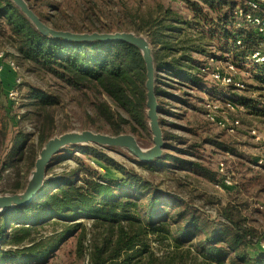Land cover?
Here are the masks:
<instances>
[{"label":"trees","instance_id":"trees-1","mask_svg":"<svg viewBox=\"0 0 264 264\" xmlns=\"http://www.w3.org/2000/svg\"><path fill=\"white\" fill-rule=\"evenodd\" d=\"M26 1L42 21L55 29L82 32V29L90 31L93 27L97 31H112L99 19L90 20L91 27L63 25L43 15L34 1ZM183 1L190 10V20L172 17L170 10H165L164 17L154 16L149 10L144 17L133 21L134 26L130 24L133 31L146 33L153 47L159 112L179 116L169 112V104L183 108L193 106L195 102L190 92L196 91L204 94L201 99L196 97L202 104L206 97L223 105L232 103L250 114L264 115V66L249 62L256 69L245 67L246 56L256 50L264 52V44L256 28L243 18L237 20L234 13L238 7L247 12V0ZM254 14L263 16L264 6ZM95 22L98 27L94 26ZM120 29L122 27L117 26L115 30ZM0 38L14 49L16 54L11 58L19 65L39 70L72 90L92 91L96 98L94 113L108 124L111 134L129 132L136 138L148 136L145 67L135 46L124 41L71 42L48 38L38 32L10 0H0ZM207 42H216L213 51L205 50L204 47H209ZM194 54L202 59H196ZM218 61L231 62L237 69L246 71L255 81L252 90L257 95L236 94L235 91L244 89V83L237 88L213 82L209 70ZM11 86L5 88L0 80V105L7 112L18 105L7 99L6 92ZM102 96L121 112L113 110ZM24 98H28L29 105L37 113L42 112V120L35 142L28 133L12 128L9 118L1 125L0 143L6 142V151L0 152V181L7 169L16 176L8 193L23 188L39 148L52 135L53 117L48 108L58 102L55 96L33 87ZM258 103L263 106L257 109ZM19 117L17 114L12 118ZM163 137L164 148L170 149L168 142L174 135L166 131ZM77 149L92 157L96 165H103L105 170L100 173L96 168L81 164L75 171L53 174L45 179L29 203L1 213L0 264H48L58 245L74 232L80 247L87 232L82 220L91 221V227L97 231L90 245V264H142L139 257L145 253L148 258L145 264H156L152 253L146 249L144 238L148 235L155 240L172 238L176 247L182 242H192L200 258L199 264H264V250L259 246L261 240L255 238L253 229L244 228L231 210L220 212L228 223L201 218L189 205L159 191L99 149L86 146ZM167 158L180 160L181 165L185 162L169 154L153 163L136 162L148 167L162 165ZM189 165L214 179L215 173L201 163ZM18 169H22L21 175ZM107 169L112 173L106 174ZM78 170H81L80 175ZM51 220L61 222L60 233L40 235L39 230Z\"/></svg>","mask_w":264,"mask_h":264},{"label":"rangeland","instance_id":"rangeland-1","mask_svg":"<svg viewBox=\"0 0 264 264\" xmlns=\"http://www.w3.org/2000/svg\"><path fill=\"white\" fill-rule=\"evenodd\" d=\"M38 6L35 7L48 18L57 19L63 25H77L82 27L90 26V20H98L108 25L114 31L117 26L120 30H132L133 21L138 17H144L147 11H151L154 16L164 17L165 10H170L172 17H180L183 21L190 20V10L183 0H32ZM54 5H57L54 8ZM96 24V25H95ZM94 26L98 27L95 22ZM129 24V25H128ZM132 26H131V25ZM129 26V27H128ZM84 32L97 31L95 29ZM146 34L144 32H139ZM195 33V32H194ZM197 34V33H196ZM195 34V35H196ZM209 47H204L211 52L216 47V42H207ZM207 43H205L207 45ZM0 50L4 52L5 59L15 55L16 52L7 42L0 38ZM196 59H202L195 55ZM15 60V59H14ZM16 61V60H15ZM246 62L245 67L249 70L254 68ZM17 63V61H16ZM225 68L224 62H220ZM18 64V63H17ZM217 65H220L219 63ZM19 76L21 84L19 91L21 97L18 105L12 107L10 112L5 111L0 105V129L5 119H8L12 128H17L30 135L32 141L36 140L38 126L42 120V112L29 105L26 97L30 87L44 91L53 95L58 102L49 107V113L53 117L52 134L57 135L67 130L90 129L93 131L110 133L106 122L101 121L93 110V103L96 101L92 91H75L65 86L61 81L50 77L39 71L27 69L26 66L19 65ZM236 77L245 87L235 91L236 94L253 97L257 92L252 90L254 80L243 69L238 68ZM15 75L10 70L0 74V80L4 87L12 85ZM211 83V82H209ZM220 90V89H219ZM218 91V90H216ZM227 92V91H226ZM221 93V90H220ZM223 93V92H222ZM193 106L175 107L169 104L170 113H178L179 116L170 114H159L160 125L163 132L169 131L174 137L169 143L170 149L164 148L163 156L169 154L185 161L182 165L180 160L164 159L163 164L152 166H141L124 149L112 148L99 149L123 168L131 170L143 179L149 181L153 187L165 194H171L182 204L186 203L194 209L201 218H208L214 223H228L220 212L224 209L231 210L234 217L240 219L244 228L254 230L255 238L264 240V143H258L250 136V129H256L264 135V115L250 114L244 108H236L234 112H229L222 103H217L218 110L215 117L218 121H225L229 116L237 118L239 124L233 129L220 127L216 123L207 120L203 115L202 103L197 101L204 94L192 91ZM24 95V96H23ZM219 95V92H218ZM196 97H199L196 99ZM26 99V100H25ZM101 99L115 111L118 110L111 101L102 96ZM206 97H204V100ZM173 102V101H172ZM24 103L25 105H22ZM22 105V106H21ZM258 108L263 104L258 103ZM20 115L19 119L12 118ZM13 119V120H11ZM141 146L147 147L151 144L150 134L145 138L137 137ZM165 141V140H164ZM6 142L0 143V152L6 151ZM165 145V143H164ZM78 146H69L58 153L50 167L46 171V178L53 174L75 171L79 165H87L96 168L100 173L101 167L96 165L95 160L80 152ZM261 159L263 162L258 164ZM201 163L215 173L214 179L204 175L202 171L195 169L189 163ZM219 163H223L225 171L232 172L233 184L230 187L219 186L221 173L218 170ZM108 173L112 171L107 169ZM78 175L81 170L76 171ZM18 174H22V169H18ZM15 173L11 169L3 172V179L0 181V194L8 193L10 185L14 181ZM45 178V179H46ZM217 181V182H216ZM180 203V202H179ZM178 204V206H182ZM87 227L86 237L78 246L77 234L71 233L58 245L53 252L48 264H90V245L93 237L97 233L91 227L92 222L82 220ZM60 221L51 220L49 225L39 230L40 235H56L60 233ZM77 221L73 222V226ZM147 243L146 249L152 253V258L156 264H199L200 258L192 248V242H182L180 247H176L172 238L155 240L152 235L144 238ZM80 249V250H79ZM142 264L148 262L147 254L139 257Z\"/></svg>","mask_w":264,"mask_h":264},{"label":"water","instance_id":"water-1","mask_svg":"<svg viewBox=\"0 0 264 264\" xmlns=\"http://www.w3.org/2000/svg\"><path fill=\"white\" fill-rule=\"evenodd\" d=\"M26 17L31 25L48 38L71 42L124 41L135 46L145 67V116L151 144L141 146L137 138L129 132L118 134L103 133L90 129L67 130L49 136L39 148L33 167L28 171L23 188L16 193L0 194V214L5 210L29 203L41 189L51 160L69 146L119 148L126 150L139 162L153 163L163 156L164 137L160 125L157 95L155 93V63L153 47L143 33L133 30L76 32L55 29L42 21L30 8L26 0H10Z\"/></svg>","mask_w":264,"mask_h":264},{"label":"built area","instance_id":"built-area-1","mask_svg":"<svg viewBox=\"0 0 264 264\" xmlns=\"http://www.w3.org/2000/svg\"><path fill=\"white\" fill-rule=\"evenodd\" d=\"M247 4L249 6V10L247 12H242V10L238 7L235 10V18L239 20L243 18L248 24L253 25L256 28V31L264 44V15H256L255 12L259 11L261 6H264V0H247ZM241 24H238L240 26ZM237 45H240L239 41H237ZM4 52L0 50V74L5 70H10L14 73L15 78L12 86L8 88L6 95L7 99L12 102L16 103L19 101L21 97V93L19 91V85L21 84V78L19 76V66L13 58L5 59ZM246 59L250 62H255L264 66V52L261 50H256L246 56ZM220 65H217V64ZM225 68L221 66L220 61L214 62L213 66L209 70V77L210 79L217 83L220 86H229L233 85L234 87L241 88L243 85L240 80L236 77V66L233 65L231 62L224 63ZM217 103H220L218 100L209 101L205 99L202 106L205 109V117L208 121L212 123H216L220 127H228L229 129H233L238 126L239 121L237 118L227 117L225 121H218L215 117V111L218 110L219 106ZM224 107L227 108L229 112H234L236 106L232 103L224 104ZM250 136L253 138L254 141L258 143H264V135L259 133L256 129H250L249 131ZM263 161L259 159L257 161L258 164H261ZM218 170L221 173V180L219 182V186L222 188H227L232 186V172L225 171V167L223 163H219ZM259 246L262 250H264V240L259 242Z\"/></svg>","mask_w":264,"mask_h":264},{"label":"crops","instance_id":"crops-1","mask_svg":"<svg viewBox=\"0 0 264 264\" xmlns=\"http://www.w3.org/2000/svg\"><path fill=\"white\" fill-rule=\"evenodd\" d=\"M5 72L7 73V70H6V69H5L2 73H5ZM2 73H1V74H2Z\"/></svg>","mask_w":264,"mask_h":264}]
</instances>
